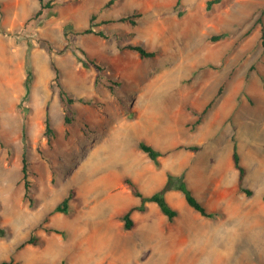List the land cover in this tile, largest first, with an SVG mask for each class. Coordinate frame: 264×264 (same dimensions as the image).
<instances>
[{
    "label": "rangeland",
    "instance_id": "rangeland-1",
    "mask_svg": "<svg viewBox=\"0 0 264 264\" xmlns=\"http://www.w3.org/2000/svg\"><path fill=\"white\" fill-rule=\"evenodd\" d=\"M47 1L50 7L31 18L38 0H0V225L5 230L0 261L264 264V0H222L210 10L207 0ZM91 15L106 38L80 33ZM121 16L130 19L108 22ZM219 33L225 35L211 39ZM128 43L155 55L140 57L125 48ZM85 55L109 71L85 67ZM52 62L74 99L68 124ZM27 69L31 89L21 110ZM8 76L14 87L5 95ZM211 100L192 127L197 117L191 110L199 112ZM46 114L54 129L49 140L43 136ZM146 136L161 147L169 140L201 146L163 152L168 168L160 169V156L153 174L174 173L176 154L192 152L184 162L185 180L190 167L192 192L214 217L199 214L181 193L183 203L166 198L178 210L172 221L147 202L144 212L132 214V227L124 228L122 215L138 199L123 179L133 180L144 194L151 187L153 175L140 155L150 158L138 148ZM233 143L250 196L237 189ZM24 144L28 198L21 172ZM68 193L66 212L51 213ZM31 233L38 243L19 248Z\"/></svg>",
    "mask_w": 264,
    "mask_h": 264
},
{
    "label": "trees",
    "instance_id": "trees-1",
    "mask_svg": "<svg viewBox=\"0 0 264 264\" xmlns=\"http://www.w3.org/2000/svg\"><path fill=\"white\" fill-rule=\"evenodd\" d=\"M38 1L40 3V8L31 14V16H30L31 18L32 17L37 18L42 13L43 9L50 7L49 1H47V2H44V0H38ZM221 1L222 0H207L205 8L207 10H210L212 4H218ZM109 2H112V0H109ZM178 3H179V0H176V5H178ZM94 17H95V15H91L89 25L86 28H83L80 31V33H94V34L99 35L103 38H106L107 36L103 30L96 29V24L93 23ZM129 19H130V16H121L116 20H108V22L109 21H117V20L126 21ZM130 22L134 23L133 21H130ZM66 34H67V31H66V27H65V35ZM224 35H225L224 33H219V34H216L215 36H212L211 39L217 40V39L222 38ZM261 41L264 44L263 29H261ZM125 48L136 51L139 54V56L143 57V58L153 57L155 55V51L146 50L143 46H141L139 44L128 43V44H126ZM82 62H83V65L85 67H88V65H92L98 71H103V70L109 71L108 65L100 63L93 58H89L87 55H85L84 60H82ZM51 65H52V69L54 72L53 81L55 82V84L57 86V95L61 101V105H62L63 110H64V123L68 124L71 121V117H69L67 111H68L69 105L74 101V99L68 95L67 90L61 84V82H60V71H59L58 67L55 66V64L53 62L51 63ZM31 82H32V72L30 69H27L26 73H25V78L23 80L24 93L21 97L20 102L17 105V107L21 110L24 109V107L22 105H23L24 101L27 100V98L30 94ZM219 93H220V88L218 89L214 99L217 97V95H219ZM213 100L209 101L204 106V108L199 112L197 110H191L192 114H194L197 117L194 120V122L192 123V127H195L197 124L200 123L201 116L207 112V110L209 109ZM78 101L83 102L85 104H89L88 101H85L82 98H79ZM25 120H26V117L24 115L22 118V127H21V138H22L23 143L26 142ZM53 134H54V129L50 125L49 117L46 114L45 118H44L43 136L46 137L47 140H49ZM0 145H3V142L1 141V139H0ZM200 147L201 146L196 145V144L179 145L178 146V148H184V149H188L191 151H198L200 149ZM138 148L141 151H143L144 153H146V155L153 161V163L156 166L159 165V157L164 155L163 152H161L160 150L156 149L151 144H148L144 141L138 142ZM25 150H26V144H24V150H23L22 158H21V162H22L21 172H22V180H23V188H24V197L28 198V191L30 188V182L27 179L28 164H27ZM231 160H232L233 167L237 171V178H236L237 189L240 192H243L245 195L250 196L252 194V190L244 185V178L246 175V169L241 164L240 155L237 151V147H236L235 143H233V145H232ZM123 184H124V186H126L130 190V193L139 200V202L137 204H134V205H131L130 207H128L127 210L122 215L123 226L125 229H129L132 227V225H133L132 214L134 212H144L147 209V202L155 203L158 206L159 210L163 213V215H165L167 220L172 221L178 215V210L175 209L174 207H172L168 203V201L165 197V193L169 190L180 191L183 194L186 203L190 207H192L194 210H196L199 214H201L202 216H205V217H214L215 216V213L207 211L205 206L193 194L192 190L187 185L184 172H182L178 175L171 173V172H167L166 173V180H165V183L162 185V187L159 190H157V191H155L149 195L144 194L139 189L137 184L128 177H125L123 179ZM69 198H70V193L65 195L62 198V200L54 206L51 213H53V212H66L67 207H68ZM45 219L46 218H44V220ZM4 231H5L4 228L0 225V235H3ZM45 231H55L57 233H62V231H60L56 228H50V227H46ZM37 243H38V236L35 235L34 233H31L27 239H25L24 241H22L18 245V247L19 248L23 247L26 244L36 245ZM0 264H20V263L18 261H15L14 259H8V260H1ZM60 264H64L63 261H61Z\"/></svg>",
    "mask_w": 264,
    "mask_h": 264
},
{
    "label": "crops",
    "instance_id": "crops-1",
    "mask_svg": "<svg viewBox=\"0 0 264 264\" xmlns=\"http://www.w3.org/2000/svg\"><path fill=\"white\" fill-rule=\"evenodd\" d=\"M138 114V113H137ZM144 128H145V131H148L149 130V127H146V126H144ZM188 127H187V122H186V124H185V129H187ZM144 142H146V143H148V144H151L152 146H154L156 149H158V150H160V151H162V152H165V151H168V150H170L171 148H173V147H175V146H178V145H180V144H185V143H183L182 141H174V140H169V141H167V144H164V147H161L160 145H157V143H156V140L154 139V138H152V137H149V136H146V137H144ZM139 142V141H138ZM159 144V143H158ZM143 152V151H142ZM144 153V152H143ZM171 153V152H170ZM189 153H190V155H191V153L192 152H190V151H187V150H185V153H181V154H176V157L177 158H179V162H178V166H179V169L177 170V171H175L174 172V174H180V173H182L183 171V169H184V165H185V159L187 158V156L189 155ZM146 154V153H145ZM179 155V156H178ZM140 157L142 158V162H144V163H142V165L143 164H145L144 165V169H147V170H149V171H151V175H153L152 177L150 176L149 177V181H152L151 182V187L149 188V194H151V193H153V192H155V191H157V190H159L161 187H162V185L165 183V179H166V177L162 174V173H160V172H158V173H155V174H153V167H154V163H153V161L150 159V161H148L146 158H144V156L143 155H140ZM165 157L166 156H161L160 157V161H161V163H162V165H161V168L160 169H167L168 168V166H164V161L165 160H163V159H165ZM216 167V170H217V172L219 171V164H217V166H215ZM140 169V168H139ZM192 170V168H190V167H186V182H187V185L189 186V188L191 189V190H193L192 189V187H191V177H190V173H189V171H191ZM219 173V172H218ZM218 175L219 174H217L216 176L218 177ZM149 194H146V195H149ZM165 197L166 198H172V199H177V200H179V202H182L183 203V200H182V197H181V192L180 191H178V190H169V191H167L166 193H165ZM138 202H139V200H138ZM137 202V203H138ZM173 202H175V201H173ZM137 203H135V204H137ZM181 203V204H182ZM173 204H175V203H173ZM176 205V204H175Z\"/></svg>",
    "mask_w": 264,
    "mask_h": 264
},
{
    "label": "bare ground",
    "instance_id": "bare-ground-1",
    "mask_svg": "<svg viewBox=\"0 0 264 264\" xmlns=\"http://www.w3.org/2000/svg\"><path fill=\"white\" fill-rule=\"evenodd\" d=\"M7 85H8V89H7V91L5 92V95L6 94H10L11 93V91H13V81H12V78H10V76H8V81H7ZM1 93V92H0ZM5 95H4V97H5ZM1 97H3L2 96V94L0 95ZM145 177V176H144ZM152 177V176H151ZM143 178V177H142ZM142 178H141V180H142ZM144 181V180H143ZM146 181V180H145ZM144 181V182H145ZM151 184V183H150ZM144 185V184H143ZM148 185V184H147ZM87 186V185H86ZM86 189V191H87V193H88V191L90 192V188L87 186V188H85ZM93 189V188H92ZM94 191V190H93ZM92 191V192H93ZM92 194V193H91ZM84 254V253H83ZM93 258V257H92Z\"/></svg>",
    "mask_w": 264,
    "mask_h": 264
}]
</instances>
